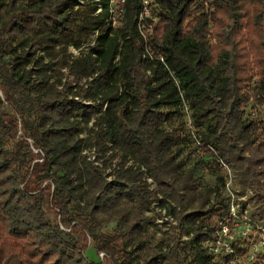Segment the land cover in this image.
<instances>
[{
    "label": "trees",
    "instance_id": "16d2710c",
    "mask_svg": "<svg viewBox=\"0 0 264 264\" xmlns=\"http://www.w3.org/2000/svg\"><path fill=\"white\" fill-rule=\"evenodd\" d=\"M110 1L0 0V264H99L85 255L88 237L113 264H132L124 241L146 236L142 210L151 202L145 191L143 206L125 218L126 198L142 181L138 168H126L129 160L184 208L192 196L182 190L200 182L181 172L178 136L164 126L185 100L197 126L210 122L203 142L212 164L220 166L211 144L247 180L264 177V118L248 112L250 104L264 107V0H155L158 22L145 24L147 38L136 22L141 0H126L117 28ZM70 45L90 51L73 57ZM82 111L87 125L96 117L79 139ZM91 146L104 155L115 150L106 166L122 156L114 180L83 154ZM200 196L198 208L209 192ZM77 202L84 206L72 208ZM260 202L264 219V195ZM48 205L60 216L55 224ZM221 211L181 217L193 224L186 243L197 264H211L204 243L217 237L213 218ZM113 215L125 223L100 231ZM184 250L170 237L147 264H183Z\"/></svg>",
    "mask_w": 264,
    "mask_h": 264
},
{
    "label": "rangeland",
    "instance_id": "374dc122",
    "mask_svg": "<svg viewBox=\"0 0 264 264\" xmlns=\"http://www.w3.org/2000/svg\"><path fill=\"white\" fill-rule=\"evenodd\" d=\"M158 19L153 22L154 26ZM213 30H210L212 35ZM216 39L213 38V42ZM90 47L84 46L77 49L70 45L69 53L73 57H79L85 52H89ZM37 56L44 55V51H39ZM71 57V58H73ZM48 58L46 57V60ZM28 68H35L32 63ZM67 73V69H64ZM33 76H36L34 73ZM65 82L74 83V78L70 74H66ZM83 80L81 84L86 83ZM62 87V86H61ZM64 88V87H62ZM68 86H65L67 89ZM85 104H94V101L81 99ZM248 112L252 113V117L257 120L264 118V107H256L249 105ZM84 111L78 113V119L81 121L80 126L83 128L78 138H87L89 128L93 126L94 116L87 125L83 118ZM210 122L206 123L204 128L197 126L193 117L192 110L187 100L184 101L179 113L171 120H167L164 126L169 130H173L178 136V142L175 145L177 149V162L180 163L181 172H192V181L199 179L200 182L196 189L182 190L186 196H192L190 200L185 201L186 208L178 205L172 198L166 197L158 183L149 175L148 169L133 159L129 160L126 168L134 167L138 172L142 173V181H140V189L131 190L130 197L126 198V204L123 206V214L129 219L133 216L135 208L143 206L142 196L147 191L151 202L150 206L143 207L142 214L148 218L146 224V236H142L137 240L125 239L124 246L128 251H133L134 262L132 264H147L151 258L159 257L166 251V245L171 238L180 240L185 247L182 252L183 264H197L194 262L195 253L191 250L186 242L192 237L193 224L184 221L181 217L195 210H209L213 206L221 209L219 215L214 216L215 231H218V237L211 241H205L204 246L211 258V264H264V219L260 215L261 202L260 198L264 195V177L258 176L256 180H247L233 163L226 162L212 147H208L215 154L220 166L212 164V159L208 155L203 142V131L207 129ZM111 145V144H109ZM84 147V142H82ZM180 150V151H179ZM115 150H109L105 155L97 149L96 146L88 147L83 150L84 155H88L91 160H95L101 171L105 174L108 181L115 179V172L122 160V156L118 155L113 159V163L105 165L104 161L113 155ZM96 163V164H97ZM209 192V201L202 207L199 203L203 196ZM167 200L166 203L162 200ZM82 202L72 205V208L83 207ZM178 206L175 213L174 207ZM48 215L55 224L60 220V216L46 206ZM105 223L99 229L106 234H112L118 230L125 222L120 216H111L105 218ZM187 230V231H186ZM88 246L85 249V255L91 262L99 264H113L106 256L103 260L99 256L96 243L88 237Z\"/></svg>",
    "mask_w": 264,
    "mask_h": 264
},
{
    "label": "built area",
    "instance_id": "2783aa9c",
    "mask_svg": "<svg viewBox=\"0 0 264 264\" xmlns=\"http://www.w3.org/2000/svg\"><path fill=\"white\" fill-rule=\"evenodd\" d=\"M83 1V0H81ZM99 1V0H96ZM154 3L155 0H141V11L136 15V22L137 25L141 31V33L144 35L145 38H147V30L145 29V24L147 23L151 29L153 26L152 21H149V19L156 21L158 19L157 13L154 12ZM126 9V0H111L110 5H109V22L112 24L114 28H117L120 23V16L125 12ZM102 11V6L99 5L98 12ZM92 45H95V42L92 43ZM161 59L164 61V58L161 57ZM22 131H20V134ZM30 142L32 143V147L36 152H39L40 149L36 148L33 145L32 139H29ZM40 161L43 160V158L38 159ZM97 162H95L96 164ZM100 165V164H96ZM63 229L69 230L65 228L63 225H61ZM216 235L218 237V231H215ZM215 237V239L217 238ZM214 239V238H213ZM212 239H208V241H211ZM217 240V239H216ZM207 241V240H206ZM99 256L104 260L106 257L105 252H99Z\"/></svg>",
    "mask_w": 264,
    "mask_h": 264
},
{
    "label": "water",
    "instance_id": "95a60500",
    "mask_svg": "<svg viewBox=\"0 0 264 264\" xmlns=\"http://www.w3.org/2000/svg\"><path fill=\"white\" fill-rule=\"evenodd\" d=\"M0 94L2 95V90L0 89Z\"/></svg>",
    "mask_w": 264,
    "mask_h": 264
}]
</instances>
